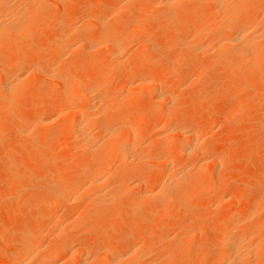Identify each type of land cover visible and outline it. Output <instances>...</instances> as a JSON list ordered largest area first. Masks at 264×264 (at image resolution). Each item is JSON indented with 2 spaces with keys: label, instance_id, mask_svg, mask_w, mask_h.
Here are the masks:
<instances>
[{
  "label": "rangeland",
  "instance_id": "rangeland-1",
  "mask_svg": "<svg viewBox=\"0 0 264 264\" xmlns=\"http://www.w3.org/2000/svg\"><path fill=\"white\" fill-rule=\"evenodd\" d=\"M263 2L264 0H245L244 10L239 13L248 20L255 21L252 26L259 28V33L264 32ZM46 3L45 9L37 7L38 10L34 11L39 20V22L37 21L39 24L37 35L31 39H23L20 44L25 50L23 56L31 57L34 62L36 61L30 67L37 65L47 72L53 71L52 75L55 78L50 80L40 76L39 73H32L28 78L29 81H25V85L21 86L23 89L20 87L14 96H10L11 99H8L10 101L7 100L11 103L14 99H18L21 103L15 107L13 112H9L8 109L5 113L0 114V256L5 257V261L3 263L0 261V264H16L10 262L11 258L16 256L24 248L23 246H26L28 241L37 235L43 242L44 247L42 248L63 244L68 247L57 253L56 257H53L55 260L51 258L52 260L50 259V262L47 261V263L58 261L57 263L60 264H80L85 260L84 262L87 264H109L108 262L116 264L117 259L122 260L121 256L128 254L130 249L137 245V248L140 246L143 248L138 252L134 249L132 257L140 260L139 264H218L216 255L224 250L223 244L216 241L220 230L232 229L235 223L241 224V222L245 225L251 223L252 230L246 237L242 231H238L241 234L238 235L240 237L243 235L245 238L242 237V239H246L244 241L248 245L251 243L250 247L251 245L252 247L256 246L258 243L263 244V250L250 255L251 261L254 260L252 263L244 262L264 264V215L259 218H254L253 215L264 201V63L262 68L259 67L260 69L250 66L243 68L240 67L242 65L240 58L232 57L231 60L226 59L227 62H225V60L216 59L214 56L198 54L196 45L186 46V38L192 34V30L187 29L186 25L193 21L205 25L211 24L214 28L212 36L206 38L201 36L200 44L205 42L207 45L211 42L213 44L215 36H220L216 25L220 18L216 16L218 21L211 20L210 17H204V13L198 14L196 17L192 16V8L195 6L193 2L182 1L179 3L180 16L178 19L180 22L177 21L176 24L171 23V13H168L166 8H163L164 6L157 3V0H48ZM116 3H118L120 13L117 12L114 19L108 18L113 4ZM145 7L149 8V17L144 33L130 38L129 52L124 54L121 66L109 68L110 76L103 81L105 90L108 91L106 93L109 97L107 101L110 100L109 104L113 101V105L121 108L132 107L138 113L144 112V109L148 108L165 111L169 107L168 110H171L175 106L176 115L172 116L173 118L164 119V125L167 124L169 130L170 126L173 129L175 122L183 126L196 119L195 125L204 128L208 119L216 120L215 125L208 131V137L201 138L200 147L205 151L203 153L204 160L219 158V162L211 163L207 171L210 170L208 175L214 177L212 180L216 182V186L219 185L220 192H216V190L210 193L204 189L196 194L191 187L199 183L195 174H198L197 163L199 165L202 161L197 157L189 160L179 159L177 171L192 170L193 174V181L191 179L193 185L188 182L192 190H189V186L185 189L189 190V196L183 188L188 196L187 200L185 202L178 201L166 208L157 207L152 210L156 205V198L155 200L154 198L153 200L146 199L138 210L132 211L128 204L132 202L134 196L136 197L144 191L149 192L158 184L156 175L160 167L154 166V168L151 167V171L149 170L151 173L146 180L148 186L145 184L146 187L144 185L140 187L141 189L135 186L137 178L134 175L136 172H143L144 175L149 166V159H145L144 162H138L137 166L136 163H127L129 167L125 165L126 170L123 168L126 175L119 176L122 179L118 178V175L116 177L113 172L109 174L114 176L112 175V179L110 178L109 183L105 184L102 191L107 194L114 193V195L119 193V197L118 199L115 197L110 203L104 205L106 214L99 217L88 214V209L93 211L97 208L93 203L95 192L88 190L84 193L82 201L72 206L57 207L54 214L44 216L46 212H51L54 208L49 202L51 189L60 187L61 184H69L75 179L81 168L83 169L81 166L91 167L95 163L93 155L82 152L81 143L74 142L72 149L68 152L45 150L40 146L41 140L46 134L53 137V141L56 142L60 134L58 132H62L63 128L68 127L71 122L70 116H66L68 114L66 111L70 109H62L67 97L63 93L67 92L61 83V78L67 77L70 68L77 70L78 75L69 78L73 86L81 85L80 87H83V91L81 89L79 93L83 99L79 98L78 107L74 105L72 108L73 110L74 108L84 109V103L89 94L87 83H90L94 78L102 77L101 74L94 71V67L85 71V63L90 61L94 64L103 59L102 56L106 57L107 45L105 43L108 33L112 30H123L130 24L137 23L136 17L144 11ZM92 16L94 17L91 20L89 17ZM90 20L102 21L104 26H95L94 23H90ZM72 22L76 25L82 23L85 28H89L88 32L67 34ZM60 30L65 31L66 34ZM61 32L68 44L66 43L67 45L59 50L55 44L58 42L56 41L58 35L61 37ZM152 34H155V37ZM85 40L87 41L85 42ZM261 40L258 45L259 51L264 49V40L263 38ZM83 43L87 44L85 47L87 46L88 49L81 48L79 51L76 48L75 55L83 56L78 61L73 60L67 46ZM1 53L3 56H9L11 51L1 50ZM104 53L106 54L104 55ZM62 55L64 56L62 57ZM96 55H100L101 58ZM132 64L136 65L135 68L127 71V68ZM139 69L144 70L142 77L147 81L159 74L165 75L167 79L178 77L183 84L174 88L175 90L173 89L177 94L175 104L173 105L171 101L170 103L166 101L167 104H165L164 101L158 100V102L153 97H150L151 99L149 96L146 97L152 92V88L150 89L147 85L137 90L140 94H137L138 97L132 95L130 98L127 91L132 86L136 87L139 84L133 82L130 87V81L132 82L135 72ZM206 73L207 75H205ZM126 74L129 75L128 78H122ZM12 76L10 78L13 80L14 76ZM145 89L151 91L145 93ZM142 91L144 93H141ZM231 91L232 93H229ZM152 95L154 94H150V96ZM132 97L136 99V102L134 99L132 100ZM137 98L139 99L137 100ZM113 99L119 100L114 102ZM4 103L1 99L0 88V109ZM50 105H54L53 111L48 110ZM238 110H240L239 113H237ZM165 113L168 116L169 112ZM48 114L53 115L49 120H44V126L34 122V116L42 117ZM29 116L33 118V122L30 118L27 121L21 120V118ZM64 116L67 117L66 121ZM155 122V117L148 115L146 122L140 127L150 128ZM15 127L19 129H15ZM20 127L24 131L20 130ZM92 128L87 134L89 136L95 134L93 142L101 143V145L104 144V140L109 142L110 137L105 138L107 137L104 136L105 134L100 136L102 133L98 131V128L95 126ZM182 128L187 130L185 126ZM96 132H99L100 135L98 136ZM175 137L179 139L174 136V141ZM160 141L164 143L161 136L148 133L140 139L138 147L135 146L136 152H142L143 155L150 157L154 154L156 157L165 155L168 152L163 149V143ZM160 145L161 149L158 147ZM148 156L146 158H150ZM113 162H117V159ZM114 164L109 163L113 167L118 165ZM61 169H65L64 172L68 174V178L54 176ZM113 169L115 170V168ZM208 177L210 176L206 175L205 179ZM200 180L203 181V179ZM108 198L110 197L108 196ZM229 198H232L233 201L228 202ZM150 200L153 203L156 202L153 204ZM115 213L120 215L114 217ZM224 215L229 217L225 216L227 220L224 222L226 223L220 222ZM68 219L74 221L73 228L67 224ZM56 223L61 224L64 232L67 230L66 235L56 234L60 232V229L55 232ZM208 224L210 228L204 229ZM62 229L61 231H63ZM74 231L75 233H73ZM80 245L88 253L83 252L84 255H81V258L78 255L80 259L77 258V255L72 258V250L77 249ZM16 249L19 251L17 252ZM106 249L109 253L104 251ZM152 257L155 259H151ZM30 259H27V264L33 262ZM117 264L123 263L119 261Z\"/></svg>",
  "mask_w": 264,
  "mask_h": 264
},
{
  "label": "bare ground",
  "instance_id": "bare-ground-1",
  "mask_svg": "<svg viewBox=\"0 0 264 264\" xmlns=\"http://www.w3.org/2000/svg\"><path fill=\"white\" fill-rule=\"evenodd\" d=\"M44 1L45 0H0V51L1 50L2 51L3 50L4 51H6V50L11 51L9 56L6 54L8 57L5 55L3 56L2 55L3 52L0 54L1 99H3V103L5 102L0 109V114L5 113L8 109H9V112H13L15 107L21 103V101L18 99L17 100L14 99L13 102L10 103V102H8V101H10L8 99H11L10 96H14L15 92L17 90H19V88L22 85H25L24 84L25 81L26 82L29 81L28 78L32 73H39L40 76L42 75L44 77H47L50 80L52 78L53 79L55 78L54 75H52L53 71L47 72V71H45V69H43L37 65L30 67L34 61L32 60L31 57L23 56L25 54V50L22 48V46L20 44V41H23V39H31L37 35L38 28H39V24H38L39 20H38L37 16L34 14L35 13L34 11L38 10L41 7L44 8V5H47L46 1H48V0L45 1L46 4L44 3ZM182 1H189V2L194 3L195 6L192 8V16H194V17H196L198 14L204 13V17H210L211 20H213V19L216 20L217 17L220 18V19H218L219 23L216 24L218 30L215 28L217 31H219L218 33L220 34V36L217 34V36H219V37L215 36V38L213 39L214 40L213 44L211 42L209 45L205 44L206 42L204 44L203 43L200 44L199 41H200V38L202 35L205 36V38L212 36V31L214 28L212 27L211 24L205 25L203 23L193 21L192 23L186 25L187 29L192 30L191 36L186 38V43H185L186 46H195L196 45V47H197L196 51L198 52V54H201L202 56L203 55L214 56V57H216V59L218 58V59L223 60V61L225 60V62H227V60H231L230 58H232V57H235V59L237 57V58L242 59V65L240 67L245 68L247 66H250V67H255V68L257 67V69H260L259 67H261L264 63V49L259 51L258 45H260L259 43H260V41H262L261 40L262 38L264 40V34H263L264 32L262 31L263 32V33L261 32L262 34L259 33V30H258L259 28L252 26L255 24V21L248 20L245 16H243L242 14H239V13L243 12V10H244V1L245 0H157V3H160L162 6H164L163 8H166L168 13L169 12L171 13L170 14V15H172L171 23L176 24V22L179 21L178 18L180 16L179 15L180 14L179 3ZM37 7H38V9H37ZM118 8H119L118 3L113 4V7L111 8V11L109 12L110 14L107 17L114 19L116 14L120 13L118 11ZM50 10H52V9H50ZM121 10H122V8H121ZM148 10H149V8L145 7L144 11L139 16H137V17L135 16L136 19H138L137 23H132V25L130 24L128 26V28H125L123 30H120V31H117V30L113 31L112 30L108 33L107 38H106V43H105L107 45L106 46L107 52L105 51L107 54L104 53V55L106 54V57L102 56L103 59L98 60L94 64L91 63L90 61H87L85 63V66H84L85 71L90 69L91 67H94V71L97 72V74H99V75L101 74L102 77L100 79L94 78V79H92V81H90V83H87V88H88L87 91L89 92V94L87 92V94H88L87 95V101H85V103H84L85 104L84 109L81 110L78 108L77 109L74 108V110H73V108H72V107H74V105L78 104V102L80 100L79 98H82L79 96V93L81 92V89L83 87L81 88L80 87L81 85L80 86L79 85L73 86V83L70 79L71 77L74 78L75 76L78 75L77 70L74 68H72V69L70 68L69 69L70 71H68L67 77L61 78V83L67 92V93H65V92L63 93L65 95H67V97H66V101L64 102L65 104L63 105L64 107L62 106V109H64V110L70 109L69 111H66V112H68V114H66V116L67 115H68L67 117L70 116L71 119H69V118L68 119L71 120V122H70V125L68 127L63 128V131L61 130L62 132H58V133H60L59 135L55 133L56 135L59 136V138L56 139V142L53 141V137L48 136L46 134L43 137V139L41 140L40 146H42L45 150H56V151H61V152H68L70 149H72V145L74 144V142L78 143V144L81 143L82 144L81 149L83 150V151L82 150L81 151L83 153H86L87 155H93L95 163L91 167L81 166V167H83V169L81 168V170L76 175L75 179L72 180L69 184H61L60 187H53L51 189V196L49 197V202H50V205L53 206L54 208L51 212H46L44 216H49V215L54 214V212H56L55 209L57 207L72 206V205L76 204L77 202L82 201L81 199H83L84 193H86V191H88V190L95 192V198H94L93 203L97 206V208L93 211L91 209H88V211L86 210L88 212V214H90L92 216H96V217L97 216L99 217V216L106 214L104 212V205H106L108 202L110 203V201L114 200L115 197H116V199H118L119 193L118 194L115 193L116 196L114 195V193H112V194L108 193L107 194V193H104L102 191V188L105 187V184L109 183V180L114 173H115V176L118 175V178H120L119 176H121V175L124 176L125 172H124L123 168L125 169V167L128 166L127 163L128 164L129 163L130 164L136 163V166H137L139 164L138 162H144L145 159H149V162L147 161L149 166L147 165L148 167L146 168L144 175H143V172H136V174L134 175L137 178V182L135 183L136 184L135 186H138L140 188V187H143L147 183L146 180H147L149 174L151 173V172L149 173V170L152 169L151 167L154 168V166L160 167V170L158 171V173L156 175V177L158 179V184H156L157 186L154 187L151 191H149V192L144 191V192H141L138 196L137 195H136V197L134 196V198L132 199V202L128 204L129 209H131L132 211L138 210L141 207L140 205H142L146 199H152L153 200V198H154V200H155V198H156L157 202L155 201L156 205L153 206L152 210H155L157 207H159V208L169 207L178 201L185 202L187 200V197L189 196L188 193H189V190L191 188H193V190L196 194L200 193L204 189L208 190V192H210V193H213L216 190H217L216 192H218L220 190L219 185L216 186L217 185L216 182L215 181L213 182L214 177L212 178L211 175H208V174H210L209 173L210 170L207 171L208 167L211 163L217 164L219 162V158L214 157L215 158L214 160H204L205 156L203 153L205 151H203L204 149L202 150L200 147V143H201L200 141L202 140L201 138L202 137H204V138L208 137V131L215 125L216 120L208 119L206 121L205 127L203 128V127L195 125L196 119H193L191 122L186 123L187 126L185 124L183 125L186 127L187 130H183V128H182L183 126L179 125V123L175 122L173 124V129L170 126V130H169L168 125L167 124L164 125V119H166V118L168 119L169 117L173 118L172 116L176 115L177 111L175 109V106H173V108L171 110H168L169 107L166 109L164 107L165 111L163 109H155L154 110V109L148 108L146 110L144 109V112L138 113L132 107L131 108H128V107L127 108H121L117 105L116 106L113 105L114 104V103H112L113 101L110 104L108 103L110 100L108 99L109 101H107V98H109V97L107 96L106 93L108 91L105 90L106 88L103 85V81H104V79H106L110 76L109 68H112L113 66L115 67L118 65L121 66L120 63H122V59L124 57V54H127V52H129V47H128L129 44L128 43H129L130 38H132L136 35H141L144 33L145 24H146L148 17H149V11ZM93 17L94 16L89 17V18L93 19ZM89 18H86V20L87 19L89 20ZM91 20H90V23L91 24L94 23L95 26H99V25L104 26V22H102V21H95L94 22L95 18L93 21H91ZM131 20H132V18H131ZM218 20H216V21H218ZM58 21H59V19H58ZM105 22H107V21H105ZM78 25L79 24L76 25V23H73V22L70 23L69 30H68L67 34H74V33L78 34V33L88 32V29H89L88 27L85 28V26L82 25V23H81V25H79V26ZM60 31H63V30H60ZM63 32H65V31H63ZM63 32H61L62 35L60 34L61 37L58 35V38H56V41H58V42L57 43L54 42V43H56L55 44L56 48L59 50L68 44L66 38L64 37ZM65 34H66V32H65ZM153 35L155 37V34H152V36ZM262 35H263V37H262ZM59 37H60V39H59ZM152 39H153V37H152ZM259 39H260V41H259ZM139 40H141V39H139ZM151 40H150V42H151ZM86 41L87 40H85V42ZM90 42H92V41H90ZM85 45H87V44L86 43H83L81 45L72 44V45L67 46V50L69 49L70 50L69 52L71 53L70 57H72L73 60H77V61L79 59H81L83 55H81V54L75 55V54H76L77 49H79V51L81 48L85 49L87 47V46L85 47ZM106 47H104V48H106ZM148 47H149V45H148ZM86 49H88V48H86ZM95 51H97V50L95 49ZM102 51H104V50H102ZM96 53H98V51ZM100 55H102V54H100ZM100 55H96V56H100ZM63 56L64 55H62V57ZM100 58H101V56H100ZM149 62H151V61H149ZM135 66H136L135 64H132L131 66H129L127 68V71L128 70L130 71V69H134ZM169 70H170V68H169ZM143 72H144L143 69L137 70L134 74V77H135V78H133L134 80L132 79V82L130 81V83H131L130 87H131V85H133V82H136L135 84L139 83L136 87L132 86L130 88V90L127 91L130 98L132 95L133 96L136 95L138 97V95H140V94H138L139 92H137V90L138 89L140 90V88L142 86L144 87L145 85H147V86H149L150 89L152 88V92L150 94H154V95L150 96V94H148L146 97H148V96H149V98L153 97V99L155 101H158V100L161 102L164 101L163 103H165L166 101H168V103H170V101H171V103H173V105H174L175 102L177 101V94L175 91H173V89L178 87L181 84V81L178 79V77L167 79L165 77V75L159 74V75H156L147 81L146 79H144L142 77ZM11 75L14 76V77L12 76L13 80H12V78H10ZM205 75H207V73ZM128 76L129 75L126 74L122 78L125 79V78H128ZM31 78H32V76H31ZM31 82H32V80H31ZM35 82H37V81H35ZM21 89H23V88L21 87ZM82 91H83V89H82ZM134 91H136L137 93L135 94ZM150 91L146 90L145 93H147V92L149 93ZM22 92H23V90H22ZM83 93H82V95H83ZM141 93H144V92L142 91ZM229 93H232V91ZM63 94H62V96H63ZM133 99L136 102V99L132 97V100ZM138 99L139 98H137V100ZM116 100H119V99H116ZM116 100H114V102ZM39 103H40V101L38 102V104ZM132 103H130V104H132ZM163 103H159V104L161 105ZM165 104H167V102ZM77 107H78V105H77ZM54 108H55L54 105L48 106L49 111H53ZM166 110H168V111H166ZM60 112H61V110H60ZM165 112H167V113L169 112L168 116L166 115ZM239 112H240V110L237 111V113H239ZM52 115L53 114H48V115H44L42 117L41 116L40 117L34 116L33 117L34 122L37 123L38 125H43L44 120H49L50 118H52ZM148 115H150V116L153 115L156 119V122L150 128H147V127L141 128L140 126L144 125ZM67 117L65 118V116H64L65 121L67 120ZM20 118H18V119H20ZM29 118H30V120L32 119L31 121L33 122V118L30 116L24 117L23 119L21 118V120L27 121V120H29ZM21 120H20V123L22 122ZM19 126H21V125H19ZM94 126L98 128V131L100 133H102L100 135L99 132H96V133H98V136L99 135L102 136L105 134L104 136H107L105 138L110 137L109 142H107V141L105 142V140H104V144L102 143V145H101V143L93 142L95 134H94V136H92V135L89 136L87 134V132L91 131V128L92 127L94 128ZM16 128L19 129L18 127H15V129ZM97 128H95V129H97ZM87 129H88V131H87ZM20 130H22L21 127H20ZM22 131H24V130H22ZM148 133H153L155 136H161L163 138L164 143L162 141H160V142L163 143V145L162 144L161 145L163 146V149L168 152L167 154L160 155L157 157L155 154L152 157L147 155L150 158H146L147 156L143 155L142 152L141 153H139V151L136 152L137 150L135 149V146L138 147L137 144L140 141V139L144 138ZM27 134H29V133H27ZM89 134H91V133H89ZM2 135H4V134H2ZM173 135L177 136V138H179V139H176V137H175V141H174ZM31 137H32V135H31ZM92 139H93V141H92ZM34 143H36V142H34ZM98 144H100V145H98ZM161 145L158 147L160 148ZM74 149H76V148H74ZM146 152H147V150H146ZM74 155H75V153H74ZM193 157H197L199 160L202 161L199 165L197 163L198 174L196 173L195 176H197L198 179L197 178L196 179L198 180L199 183L196 185H193L191 183L193 181L192 170H188V171L179 170V171H177V169H176L177 161H179V159H188L189 160V159H192ZM116 159H117V162H113L114 160L116 161ZM147 162H145V163H147ZM196 162H198V161H196ZM109 163L112 165H115L114 163H117L118 164L116 166L117 168L115 166L113 167V166L109 165ZM194 166H196V165H194ZM113 168H115V170ZM175 169H176V171H175ZM64 171H65V169H61V171L56 172L54 176L64 178V179L68 178V174ZM111 172H113V174L110 176L109 174H111ZM206 175L210 176V177L205 179ZM120 179H122V178H120ZM191 179H192V181H191ZM199 179H203V181L200 180L201 181L200 182ZM123 182H122V184H123ZM188 182H190L189 183L190 185H193L191 188H190V185L188 184ZM114 184H115V182H114ZM146 185H145V187H146ZM188 186H189V190L186 191L185 189L188 188ZM183 188L187 192L188 196L185 194L186 192L183 190ZM220 188L222 189V187H220ZM140 191H142V190H140ZM90 196H92V195H90ZM108 196L110 198H108ZM224 199H225V197H224ZM227 201L230 202V201H233V199L229 198ZM218 205H220V204H218ZM208 207H207V209H208ZM119 215H120L119 213H115L114 217H118ZM229 215H231V214H229ZM253 215H254V218H259V217L264 215V201L259 206V208L253 213ZM225 216L226 215H224V217H222L220 219V222L226 223L224 221H226L227 218H229V217L226 216L227 218H225ZM68 220H67V222H68L67 224L70 225V228H73L74 221L71 219L69 221ZM192 221H194V219H192ZM61 223H62V221H61ZM227 223H229V222H227ZM56 224H55L56 227H54L55 232L59 231V229H60V232H57L56 234L59 233L58 234L59 236H60V234L66 235L65 232L67 230H65V232H64V230L60 226L61 224L60 223H56ZM250 225H251V223L245 225V224H242V222H241V224L235 223L232 226V229L226 228L225 230H223V229L220 230L219 235L216 238V241L219 244H223L224 250H221L216 255V260H217L218 264H225V263L226 264L227 263L228 264H244V263L246 264L247 262L252 263V261H254V260L251 261L252 257L250 258V255H252L254 252H258V251L263 250V244L258 243V244H256V246L253 245V247L255 246L253 249L252 245H251V247L249 246L251 243L248 245L247 242L244 241L246 239H244V240L242 239V237L248 236V234L252 230V227ZM81 226L83 227V224H81ZM54 228H53V230H54ZM209 228H210L209 224L204 227V229H209ZM61 229L63 231H61ZM75 229H77V228H75ZM77 230H75V231H77ZM75 231L73 233H75ZM238 231H240V232L242 231L244 236L242 235V237H240L241 234ZM238 234H240V235H238ZM31 237H33V236H31ZM42 243L43 242L41 240H39V236L38 235L35 236L30 241H28L26 246L25 245L23 246L24 248H22L20 251L18 250L19 252L16 249L18 254L16 256H14L13 258H11L10 262L16 263V264H27L26 263L27 259L29 260V258H31L30 261L33 260V262H30V263L46 264L47 261L50 262L51 258L56 257L57 253L68 248L67 246H65V244H63L61 246L60 245L56 246L55 245L56 243L54 244L55 246L42 248V247H44V245ZM135 245H136V243H135ZM142 248H143V246H140L137 248V245H136L135 247L130 249L128 254L121 256V259L123 261L120 260V258L117 259L118 261L116 262V264L119 261H120V263L122 262L123 264H139L140 260L136 259V257L135 258L132 257L133 256L132 252L135 250H136V252H138L139 250H142ZM72 249H74V248H72ZM85 251L86 250H84V247L80 245L77 249L72 250L73 256L72 255L71 256L73 258L74 256L77 255V258H78V255H80V258H81V255H84L82 253ZM104 251H107V249ZM85 256H86V254H85ZM105 256H109V255H105ZM80 258H78V259H80ZM82 258H83V256H82ZM101 258H103V257H101ZM151 259H153V257ZM107 260H109V259H107ZM115 260H116V257L114 259V262H115ZM0 261L3 263L5 261V257L0 256ZM84 261L85 260H83L82 263H85ZM244 261H247V262H244ZM57 262L47 263V264H60ZM30 263H28V264H30ZM82 263L80 262V264H82ZM108 263L110 264V262H108ZM85 264H87V263H85ZM150 264H153V263H150ZM247 264H249V263H247Z\"/></svg>",
  "mask_w": 264,
  "mask_h": 264
}]
</instances>
